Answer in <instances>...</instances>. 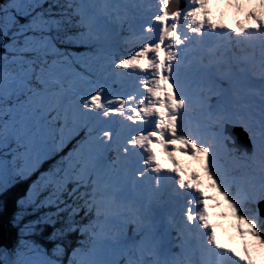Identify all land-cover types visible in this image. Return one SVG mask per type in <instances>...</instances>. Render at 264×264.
Returning a JSON list of instances; mask_svg holds the SVG:
<instances>
[{
    "label": "snow or ice",
    "instance_id": "1",
    "mask_svg": "<svg viewBox=\"0 0 264 264\" xmlns=\"http://www.w3.org/2000/svg\"><path fill=\"white\" fill-rule=\"evenodd\" d=\"M0 264H264V0H0Z\"/></svg>",
    "mask_w": 264,
    "mask_h": 264
},
{
    "label": "rangeland",
    "instance_id": "2",
    "mask_svg": "<svg viewBox=\"0 0 264 264\" xmlns=\"http://www.w3.org/2000/svg\"><path fill=\"white\" fill-rule=\"evenodd\" d=\"M232 17H233V15L231 13H227L226 16H225V18H232ZM158 159L160 160V163L164 167H170L171 166L168 163L167 158L164 157L163 155H158ZM178 159H180L185 166H191L192 168H195L196 170H199V166L194 164V163H192L191 161H189L186 157L178 156ZM224 210H226V208L225 209H216L212 213V222L217 224L218 233L221 235L222 239L226 240L227 239V234L233 232V229L230 227L231 224L233 223V221H231L230 219L229 220H221L219 218L218 213L221 212V211H224Z\"/></svg>",
    "mask_w": 264,
    "mask_h": 264
},
{
    "label": "bare ground",
    "instance_id": "3",
    "mask_svg": "<svg viewBox=\"0 0 264 264\" xmlns=\"http://www.w3.org/2000/svg\"><path fill=\"white\" fill-rule=\"evenodd\" d=\"M240 19H243V17H240ZM233 20H234V17H232V18H225V22H227V23H232ZM160 157H161V156H160ZM216 221H217V220H216Z\"/></svg>",
    "mask_w": 264,
    "mask_h": 264
},
{
    "label": "water",
    "instance_id": "4",
    "mask_svg": "<svg viewBox=\"0 0 264 264\" xmlns=\"http://www.w3.org/2000/svg\"><path fill=\"white\" fill-rule=\"evenodd\" d=\"M240 135L242 136L243 134H242V133H240Z\"/></svg>",
    "mask_w": 264,
    "mask_h": 264
}]
</instances>
